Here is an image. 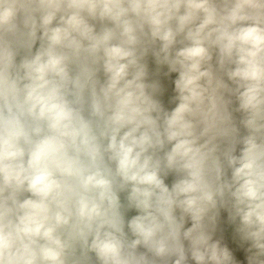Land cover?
<instances>
[{"label":"clouds","instance_id":"1","mask_svg":"<svg viewBox=\"0 0 264 264\" xmlns=\"http://www.w3.org/2000/svg\"><path fill=\"white\" fill-rule=\"evenodd\" d=\"M0 264H264V0H0Z\"/></svg>","mask_w":264,"mask_h":264}]
</instances>
